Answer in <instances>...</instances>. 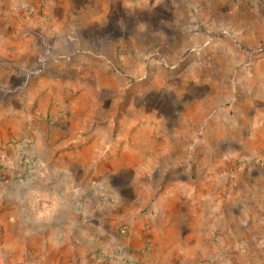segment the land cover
Returning <instances> with one entry per match:
<instances>
[{"label":"rangeland","instance_id":"obj_1","mask_svg":"<svg viewBox=\"0 0 264 264\" xmlns=\"http://www.w3.org/2000/svg\"><path fill=\"white\" fill-rule=\"evenodd\" d=\"M50 1L0 0V25L22 24L34 15L36 7L43 9ZM211 4L236 12L213 15L217 29L208 33L213 35L215 46L188 42L169 57L150 56L145 63L147 75L137 71L135 61L128 65L111 62L108 72L93 80L109 87L106 97L95 98L114 104L115 124L136 101L165 108L176 126H155L154 133L161 140L171 134L180 140L183 149L176 165L196 176L209 174L220 191L231 193L247 188L250 171L264 170V121L247 125L241 117L247 95L242 88L238 94L232 90L234 83L254 73L264 60V0H212ZM48 49L43 46L46 55L42 57H47ZM32 63L0 55V66L17 74L29 70L36 73L52 60ZM216 66L222 68L221 75H215ZM93 80L80 84L96 87ZM19 85L11 87V93L0 86V106L18 97L26 102L29 85ZM84 88H73L72 100ZM65 102L58 101L55 107L63 108ZM32 115L48 126L59 118L51 108L33 111ZM29 120L27 117L28 124ZM138 128V124L127 127L128 137H135ZM123 144L113 141L96 160L90 159L86 173L78 177V189L73 190L68 174L56 173L38 161L36 142L28 135L2 143L0 264H107L110 260L115 264H153L161 254L159 248L168 246L175 254L165 264H264V250L244 245L246 239L239 241V247H226L217 237L203 254H192L180 238L159 242L147 206L122 207L124 199L118 189L122 184L131 192L136 186L146 187L136 182L131 165L137 160L128 168L114 164ZM93 163L106 164L107 168ZM110 179L118 181L116 189L110 188Z\"/></svg>","mask_w":264,"mask_h":264},{"label":"crops","instance_id":"obj_2","mask_svg":"<svg viewBox=\"0 0 264 264\" xmlns=\"http://www.w3.org/2000/svg\"><path fill=\"white\" fill-rule=\"evenodd\" d=\"M211 1L51 0L43 9L36 7L34 15L22 24L0 25L1 56L26 63L33 61L32 64L52 60L36 73L29 70L17 74L0 66V86L6 92L17 84L29 85L26 102L18 97L5 103V107L0 106V147L16 136L28 135L36 142L38 161L56 173L68 174L74 190L78 189V177L86 173L90 159L96 160L113 141L124 143L114 164L128 168L137 160L131 167L138 185L146 187L136 186L131 192L122 184L118 188L124 199L122 207L147 206L159 242L180 238L192 254H203L217 237L226 247H239V241L246 239L244 245L264 250L263 169L247 174L246 189L222 192L209 174L196 176L176 165L183 149L180 140L172 134L161 140L154 133L155 126H176L173 115L169 116L160 104L136 101L115 124L114 104L106 98H95L109 94L105 93L110 90L108 86L93 79L108 72L111 62L128 65L135 61L137 71L147 75L145 63L150 56L169 57L179 45L188 42L215 46L213 35L208 33L209 29H217L213 15L232 14L234 10L224 5L214 7ZM43 46L49 48L46 58L42 57L46 55ZM34 74L37 75L33 78ZM221 74L222 68L216 66L215 75ZM85 79L95 81L96 87L84 88L80 82ZM78 86L84 89L72 100V89ZM239 88L247 95L241 108L242 119L247 125L257 120L263 122L264 60L254 73L234 83L232 90L238 94ZM61 100L66 105L55 107ZM49 108L59 115L53 125L48 126L32 115L33 111L39 113ZM136 124L138 133L128 137L126 128ZM92 166L107 168L106 164ZM108 183L115 188L118 181L110 179ZM159 252L153 264L170 261L175 250L168 246L159 248ZM107 264L115 263L110 260Z\"/></svg>","mask_w":264,"mask_h":264}]
</instances>
